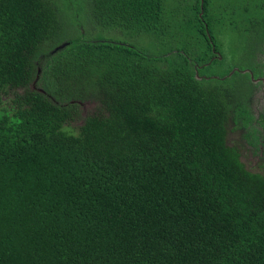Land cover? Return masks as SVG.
I'll return each mask as SVG.
<instances>
[{
    "label": "trees",
    "instance_id": "1",
    "mask_svg": "<svg viewBox=\"0 0 264 264\" xmlns=\"http://www.w3.org/2000/svg\"><path fill=\"white\" fill-rule=\"evenodd\" d=\"M166 4L0 0V264H264V0Z\"/></svg>",
    "mask_w": 264,
    "mask_h": 264
},
{
    "label": "rangeland",
    "instance_id": "2",
    "mask_svg": "<svg viewBox=\"0 0 264 264\" xmlns=\"http://www.w3.org/2000/svg\"><path fill=\"white\" fill-rule=\"evenodd\" d=\"M167 4V10L169 12V15H173L174 17L171 19L173 23V27H175V24L177 22V18L176 17H182L185 13H189L191 14V11H193L191 9V6L193 5V1L194 0H166ZM242 0H240L241 3ZM232 4L235 5L236 4V0H214V5L216 6V8L220 7L221 4ZM217 17H221L222 15H219L218 13L216 14ZM224 16H226L223 13ZM176 28V27H175ZM225 28V27H223ZM222 29V28H220ZM85 30V29H83ZM119 34L121 35V33L119 32ZM238 33H232L228 30H219L218 31V39H217V43L218 45L221 46L219 50V54H221L222 56V60L220 61H215L214 63H208L206 66V72L209 76L212 77H221V75L224 74H229L231 72V70H233L234 68H240L238 65H241V63H244V61H246V59L244 58H248V54L245 53L246 49H243L241 46V41L240 39H238V37L236 36ZM146 39V38H145ZM158 44V43H157ZM156 47H159L156 51L158 52H165L168 50L167 47H163L160 44L156 45ZM220 58V57H219ZM203 65V64H202ZM200 65V66H202ZM237 79H239V77L237 76ZM236 81V80H235ZM234 79H230L227 82H221L220 83L224 86H227L228 84H233ZM213 83H218V82H213ZM264 87V85H263ZM262 85H261V89H263ZM259 93L261 94V91H259ZM263 100H260L257 102L256 99L253 100V103H255V105H253V110L254 112L259 111V109H263ZM260 105V107H259ZM255 112V113H256ZM71 125L74 127L78 126V121L75 120L73 122H71ZM233 125V123H231L230 127ZM241 131L239 129L235 130V129H231L230 128V132H229V138L232 140H236L239 139V135H240ZM248 155L246 154L245 159L247 160Z\"/></svg>",
    "mask_w": 264,
    "mask_h": 264
},
{
    "label": "flooded vegetation",
    "instance_id": "3",
    "mask_svg": "<svg viewBox=\"0 0 264 264\" xmlns=\"http://www.w3.org/2000/svg\"><path fill=\"white\" fill-rule=\"evenodd\" d=\"M215 45V44H214ZM212 50H213V52H214V56L212 57V59L211 60H213V59H215L216 57H220V59L222 58L221 56V54H219V50H217L216 49V47H215V49H214V46L212 47ZM255 76V75H254ZM256 77H258L259 78V80L257 81V83L259 84V87H257L258 88V93L256 94V98H257V102L258 101H260V100H263L264 101V87H263V85H264V68H263V73L262 74H260V75H257ZM261 85H262V87H263V89H261ZM259 91H261V94L259 93ZM263 106H264V102H263ZM259 107H260V105H259ZM255 115L258 117V118H262L263 120H264V108L263 109H259V111H257L256 113H255ZM259 121V120H258ZM259 122H261V121H259Z\"/></svg>",
    "mask_w": 264,
    "mask_h": 264
},
{
    "label": "water",
    "instance_id": "4",
    "mask_svg": "<svg viewBox=\"0 0 264 264\" xmlns=\"http://www.w3.org/2000/svg\"><path fill=\"white\" fill-rule=\"evenodd\" d=\"M203 3H204V0H202V8H203ZM202 13H203V10L201 11V15H202ZM207 32H208L209 36H211L210 32L208 31V26H207ZM66 44H67V42H63V43L58 44V45L53 49V51H56V50H58V49L64 47ZM214 49H215V45H214ZM236 70H242L243 72L251 71V69L248 68V67L243 68V69H241V68H237V67H236V68H234L233 70H231V72H230L228 75H232V74L234 73V71H236ZM251 74H252V78H253L255 81H258V80H259L258 77H255V76H254V73H253L252 71H251ZM197 77H198V78L201 77V75H199L198 72H197Z\"/></svg>",
    "mask_w": 264,
    "mask_h": 264
}]
</instances>
